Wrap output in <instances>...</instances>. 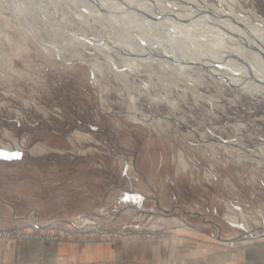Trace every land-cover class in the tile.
Segmentation results:
<instances>
[{"label":"rangeland","instance_id":"rangeland-1","mask_svg":"<svg viewBox=\"0 0 264 264\" xmlns=\"http://www.w3.org/2000/svg\"><path fill=\"white\" fill-rule=\"evenodd\" d=\"M200 1L214 11L220 7L217 0ZM242 1L264 16V0ZM45 4L52 9L49 0ZM40 10L34 0H0V147L24 150L21 158H0V207L23 216L21 223L0 228L45 237L11 238L69 241L48 236H66L89 218L97 224L79 235L121 243L129 257L122 264H147L144 256L153 264H241L244 246L264 243V214L263 224L253 222L250 229L225 218L226 202L238 213H258L264 205V163L245 158L247 148L264 145V95L222 82L200 66L186 72L161 64L143 69L137 80L156 82L153 95L167 80L178 84L171 96L178 105L147 95L138 105L149 113L185 115L214 142L208 146L213 154L204 152L205 143L188 124L174 121L158 132L130 120L122 112L130 97L115 75L100 76L94 86L86 61L45 51L42 43L55 49L54 41L66 45L68 39L54 36ZM57 15L69 16L66 11ZM71 26L87 30L92 39L100 24L90 28L73 19ZM94 48L79 45L86 57L107 64ZM121 58L116 56L117 66L128 71ZM76 130L91 138L77 136ZM37 143L51 148L32 152ZM180 149L187 169H177ZM162 214L180 215L184 223L162 222ZM158 246L157 254L167 253L168 261L153 260Z\"/></svg>","mask_w":264,"mask_h":264},{"label":"bare ground","instance_id":"bare-ground-1","mask_svg":"<svg viewBox=\"0 0 264 264\" xmlns=\"http://www.w3.org/2000/svg\"><path fill=\"white\" fill-rule=\"evenodd\" d=\"M49 1L52 9L45 7V0H34L41 9V20L50 24L56 38L65 36L68 42L62 45L54 41L55 49L47 42L42 43L46 49L44 50L49 54L54 50V53L64 60L86 61L93 70L94 86L100 85V76L115 75L122 82V90H127L130 97L129 108L122 112L130 120L152 130L162 132L173 126L174 121V125L188 124L185 115L178 116L172 112L165 115L149 113L138 105L142 95L173 107L178 105L177 100L171 98L173 86L178 88L176 82L167 80V83H162L163 92L153 95L152 91L158 87L156 82L150 79L137 80L143 69L153 64H161L179 72L200 66L211 75L218 76L222 82L236 83L244 91L264 95V16L246 8L242 0H217L220 7L215 11L200 0ZM24 7H27L26 3ZM61 11L69 14L66 18L68 22L57 17ZM73 19H80L90 28L99 23L100 27L95 30L94 38L87 37V30L74 29L71 26ZM81 44L91 45L99 50L101 55L106 57L107 64H102L99 58L86 57V52L79 49ZM67 52L70 53V58H66ZM116 56L122 57L123 62L127 61L128 64L123 65L129 68L128 71L117 66ZM193 91L197 94L196 89ZM186 92L185 88L184 93L180 94L185 95ZM101 101L106 102L102 95ZM188 127L196 131L205 143L207 148L203 151L213 154L208 146L213 148L214 142H210L196 127L190 124ZM75 133L79 137L91 138L90 134L80 130ZM5 147L10 148L9 145ZM50 148L37 143L32 147V152H43ZM245 153L249 154L245 158L264 163V145H256L253 150L247 148ZM178 156L180 166L178 165L177 169H187L190 164L182 149L179 150ZM240 159L243 160L244 157ZM129 166L131 170L135 169L132 156L129 158ZM226 204L228 211L225 218L234 223L242 222L250 229L253 222L263 224L261 216L264 214V205L258 213H238L231 203ZM158 219L162 222L175 220L180 224L184 223L180 215L162 214ZM84 221L94 223V220L89 218ZM156 225L157 223L154 224Z\"/></svg>","mask_w":264,"mask_h":264},{"label":"crops","instance_id":"crops-1","mask_svg":"<svg viewBox=\"0 0 264 264\" xmlns=\"http://www.w3.org/2000/svg\"><path fill=\"white\" fill-rule=\"evenodd\" d=\"M22 217L13 210L0 207L2 225L21 223ZM159 249V246L154 248L153 260L168 261L167 253L159 257ZM130 251H134L133 246ZM134 254L135 251L128 252L132 258ZM125 258H129L127 250L118 241H43L0 236V264H122ZM144 259L145 256L141 257L147 264H153L152 260ZM241 264H264V243L244 246L241 250Z\"/></svg>","mask_w":264,"mask_h":264},{"label":"built area","instance_id":"built-area-1","mask_svg":"<svg viewBox=\"0 0 264 264\" xmlns=\"http://www.w3.org/2000/svg\"><path fill=\"white\" fill-rule=\"evenodd\" d=\"M94 220V223H86L83 219V223L81 225H77L75 224L76 228L74 229H71V231L69 233H67L66 236L62 235V236H57V235H51V236H48L49 238H52V239H70V240H77V241H87V240H94V239H97L95 237H88V236H84V235H79V231H85L89 228V225L91 224H97V221L95 219ZM37 226H39V224H37ZM0 236H3V237H25V238H45L42 234L40 233H30V234H25L24 232H17V233H13L11 231H8L6 229H1L0 228ZM100 239H106V238H109V239H112V238H116V237H111V236H106V235H103V236H99Z\"/></svg>","mask_w":264,"mask_h":264},{"label":"water","instance_id":"water-1","mask_svg":"<svg viewBox=\"0 0 264 264\" xmlns=\"http://www.w3.org/2000/svg\"><path fill=\"white\" fill-rule=\"evenodd\" d=\"M24 155V150L22 148H7L0 147V158L12 159V158H21ZM215 223H218L216 220H212Z\"/></svg>","mask_w":264,"mask_h":264}]
</instances>
